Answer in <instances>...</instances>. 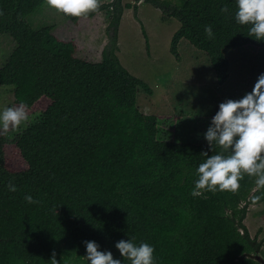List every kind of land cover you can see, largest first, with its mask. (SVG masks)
<instances>
[{
  "label": "trees",
  "instance_id": "trees-1",
  "mask_svg": "<svg viewBox=\"0 0 264 264\" xmlns=\"http://www.w3.org/2000/svg\"><path fill=\"white\" fill-rule=\"evenodd\" d=\"M144 1L180 21L171 42L176 59L180 41L188 40L207 54L219 85L231 75L226 50L264 49V40L248 36L249 26L236 22V0ZM46 2L0 0V35L16 43L0 68V85L13 87L15 102L26 108L50 100L12 140L0 133V264H50L53 251L59 264H89L84 241L130 264L115 244L132 238L154 247L155 264H260L247 257L260 244L243 223L250 205H264V198L253 201L261 195L253 192L254 179L245 175L236 193L193 197L196 169L207 159L201 153L218 154L219 147L162 139L158 116L137 104L140 89L151 95L153 89L115 51L124 9L138 11V5L101 2L86 17L64 15L76 25L112 12V49L90 61L54 26H31L28 17ZM224 6L227 13L220 11ZM208 25L213 39L205 34ZM8 144L18 149L24 168L11 165ZM26 195L40 203L29 204Z\"/></svg>",
  "mask_w": 264,
  "mask_h": 264
},
{
  "label": "rangeland",
  "instance_id": "rangeland-1",
  "mask_svg": "<svg viewBox=\"0 0 264 264\" xmlns=\"http://www.w3.org/2000/svg\"><path fill=\"white\" fill-rule=\"evenodd\" d=\"M113 1L116 0H100L106 4ZM167 1L182 4L186 0ZM126 3L138 5V11L134 7L124 9L115 52L124 67L153 89L152 95L140 89L137 96L140 110L158 116L162 139L207 142L204 134L217 105L226 99L243 98L252 91L258 76L264 73V49L248 46L226 50L225 54L231 61V75L224 85H219L207 54L188 40L180 41V60L171 53L173 35L181 26L177 18L166 16L150 1L122 0V5ZM112 16L110 10H104L91 18H81L74 25L46 2L28 17V21L35 29L54 26V33L60 38L76 42L79 57L100 61L104 51L112 49L113 29H109ZM15 47L10 35H0V68ZM49 104L48 98H41L32 108H26L29 115L26 125L19 130H0V133L12 140ZM18 105L14 88L0 85V111L4 107ZM6 147L11 165L17 169L24 168L18 149L13 144ZM263 210V204L250 205L243 223L251 238L260 244V253L264 257Z\"/></svg>",
  "mask_w": 264,
  "mask_h": 264
},
{
  "label": "clouds",
  "instance_id": "clouds-1",
  "mask_svg": "<svg viewBox=\"0 0 264 264\" xmlns=\"http://www.w3.org/2000/svg\"><path fill=\"white\" fill-rule=\"evenodd\" d=\"M237 10L235 20L238 24L248 27V36L257 41L264 40V0H236ZM47 5L68 17H86L101 8L100 0H47ZM228 7L220 9L228 12ZM3 15V12H0ZM209 39L214 38L212 26L205 27ZM29 122L26 105L4 107L0 111V130L7 132L19 130ZM210 149L215 144L219 147L218 154L209 155L202 152L207 159L196 169L193 197L202 196L206 192L236 193L240 188V180L247 175L254 179L253 201L264 198V73H261L252 91L239 100L226 99L219 104V111L211 119L210 126L204 134ZM227 153V155H226ZM9 191L15 192L16 186L9 182ZM29 204H38L31 195H26ZM135 238L116 242L124 260L130 264H155L152 245L141 242L137 245ZM89 264H122L120 259L113 257L111 251H100V245L95 241H84ZM50 264H59L53 251Z\"/></svg>",
  "mask_w": 264,
  "mask_h": 264
},
{
  "label": "water",
  "instance_id": "water-1",
  "mask_svg": "<svg viewBox=\"0 0 264 264\" xmlns=\"http://www.w3.org/2000/svg\"><path fill=\"white\" fill-rule=\"evenodd\" d=\"M242 232L244 233V230H242ZM247 257H251L255 259L256 261H258L260 264H264V257L260 253V246H256V248L254 249V252L247 254Z\"/></svg>",
  "mask_w": 264,
  "mask_h": 264
},
{
  "label": "crops",
  "instance_id": "crops-1",
  "mask_svg": "<svg viewBox=\"0 0 264 264\" xmlns=\"http://www.w3.org/2000/svg\"><path fill=\"white\" fill-rule=\"evenodd\" d=\"M125 13V12H124ZM120 27H121V24H120ZM183 40V39H182Z\"/></svg>",
  "mask_w": 264,
  "mask_h": 264
}]
</instances>
